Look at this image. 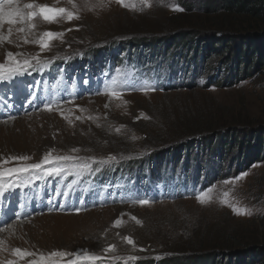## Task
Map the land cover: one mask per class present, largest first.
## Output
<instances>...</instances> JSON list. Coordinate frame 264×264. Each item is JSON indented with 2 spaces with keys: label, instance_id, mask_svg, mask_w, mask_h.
<instances>
[{
  "label": "rangeland",
  "instance_id": "obj_1",
  "mask_svg": "<svg viewBox=\"0 0 264 264\" xmlns=\"http://www.w3.org/2000/svg\"><path fill=\"white\" fill-rule=\"evenodd\" d=\"M25 2L29 0H21V4ZM34 2L71 8L68 0ZM87 2L95 7H86L85 0H75L79 19L52 24L36 20V28L24 33L15 31L18 26H13L9 38L12 42L0 44V62L5 61L9 51L20 53L17 59L21 63L37 54L42 57L39 64L33 60L34 66L23 75L0 81V158L26 155L31 158L28 162L34 163L49 150H53V155L78 157L65 164L67 171L60 176L37 172L0 181L5 188L19 184L0 194V230L21 222L13 232L12 228H7L5 234L0 231L1 239L12 237L6 247L0 244V253H11L14 258L6 257V261L19 262L12 252L17 247L44 253L88 249L105 257L101 264L135 261L129 260L130 256L172 258L169 262L173 264H247L242 262L249 250L264 246V34H255L254 28L252 36L258 41L254 43L252 37L241 39L245 37L244 19L208 13L213 7L210 0H150L151 6L136 0L135 9L123 7L116 0H103L102 6L100 0ZM173 5L182 11H174ZM181 6L189 8L184 11L188 13L190 27L176 26L179 21L184 22L178 19V14L183 13ZM8 27H3L5 35ZM45 31L64 35L52 40L44 51L37 44L25 42L38 39ZM134 33L177 39V47H201L207 59L204 75L215 77L217 84L209 86L205 82L204 88L165 90L167 85L159 87V83H154L155 91L142 92L138 90L140 85L151 83L148 81L154 78L134 67L107 69V53L92 71L84 65H74L86 49ZM68 57L72 66L61 65L58 71L51 70L54 63L61 64ZM172 62L169 57L153 60L146 71L155 70L159 64L168 68ZM166 74L164 71L163 78ZM116 77L115 90L122 93L119 99L105 91ZM180 79L178 73L171 81ZM203 81V77L195 79L197 85ZM46 103L52 104V111L45 109ZM205 123L213 125L216 132H202L189 138L176 135L186 126ZM203 138L225 157H238L237 174L210 182L209 177L204 179L201 158L191 156L186 165H190L188 172L193 174L189 178L178 172L180 166L176 163L173 167L178 174H160L158 179H148L144 186L136 182L144 179L138 176H105L95 180L96 171L113 164L100 163L110 156L167 153ZM74 148L78 151L73 152ZM200 153L204 158L201 147L197 154ZM84 164L88 167H82ZM159 166L165 169L166 165ZM235 166L229 165L231 173ZM224 168L228 169L227 162ZM88 172L93 177H87ZM241 173L247 175L224 183ZM182 181L186 186L184 191H178ZM210 186H216L211 194L213 199L199 203L194 191ZM224 192L231 194L227 197L230 203L251 214H235L228 204L221 203ZM138 198H148L153 203H132ZM76 208L81 210L77 213ZM131 216L139 218L142 224H136ZM117 218L123 221L120 226L113 225ZM125 235L133 237L136 247L121 240ZM108 244L117 245L110 255L102 252Z\"/></svg>",
  "mask_w": 264,
  "mask_h": 264
},
{
  "label": "trees",
  "instance_id": "obj_2",
  "mask_svg": "<svg viewBox=\"0 0 264 264\" xmlns=\"http://www.w3.org/2000/svg\"><path fill=\"white\" fill-rule=\"evenodd\" d=\"M213 7L209 8L208 13H213L217 15H223L231 19H244L242 24L245 30L242 35L244 38L248 39L249 37L253 38V42L258 41L256 36H252V29L257 28V31H254L255 34H264V0H210ZM183 13L178 14V19L183 20L184 22H178L177 27H190V21H188V13H186L183 6ZM186 22V23H185ZM259 30V28H261ZM141 34V33H139ZM254 34V35H255ZM124 37H114L105 44H100L98 47H91L85 50L83 54V59L80 62L84 65L92 66L94 63L98 62L101 59H105L104 54L107 53L109 58H107L108 63L111 66H124L125 68H135L136 70H142L147 76H152L154 78L151 82L159 83V87L167 85L165 90L172 89H182V88H191V87H200L204 88L205 82L210 85H216L215 77L204 75V71L207 70V59L204 54L203 49L200 47H177L179 46L176 43V40H164L152 34H142L134 33L131 36L127 34ZM247 46V44H246ZM113 55V56H112ZM169 57L173 62L171 65L166 68L161 64L155 66V70L147 72V66L149 62L156 61L158 59L164 60ZM77 61H74V63ZM80 66V64H78ZM174 67V68H173ZM215 70V69H214ZM166 71V77L163 78V72ZM218 72V68L215 70ZM181 74V79L178 82L171 81L172 77L176 74ZM198 77H203L204 81L197 85L195 79ZM225 77V76H224ZM223 77V78H224ZM235 81L237 77L234 76ZM212 79L214 82L212 83ZM221 79V78H220ZM224 80V79H223ZM202 126L196 124L191 127H184L179 132L176 133L177 136L188 137L191 135H199L202 132H211L213 134L216 130L213 125L208 123L201 124ZM219 127V125H217ZM214 129V130H213ZM217 134V133H216ZM239 143L240 140H239ZM195 144V147L194 145ZM243 144V143H242ZM230 146V145H229ZM195 149H194V148ZM199 147L204 154L202 158L201 153L197 154ZM210 142L208 139H200L199 142L191 143L188 141L187 144L176 147L174 150L167 153H146L141 157H135L133 155H128L124 157H116L115 160H112V163L109 167L105 168L106 171L110 173H135L144 176H149L151 178L158 177L160 174L156 170H161L159 166L163 161H168L170 164V169H175L173 167L176 163H179L180 169L184 173H189V166L186 168L187 162L190 161V157L201 158V165H203V174L204 179L210 178V182H215L219 179H224L231 177L237 174L239 171L237 168L238 157L233 156L232 159L225 157L220 153V150H213L210 148ZM241 147V144L238 146ZM257 147V144L255 148ZM210 154V155H209ZM208 155V156H207ZM240 157V155H239ZM228 163V169L224 168V163ZM191 164V163H189ZM234 171L231 173L229 165H235ZM240 164V163H238ZM209 169L207 170V166ZM193 166V165H191ZM242 166V165H241ZM155 167V169H154ZM231 173V174H230ZM113 174V175H114ZM190 175H193L192 173ZM215 254V252H213ZM213 254H209L212 256ZM172 258L161 259L150 258V259H136L133 262H122V263H132V264H173L172 261L169 262ZM119 262V261H117ZM247 264H264V246H253L249 250L248 255L245 258V261L242 263Z\"/></svg>",
  "mask_w": 264,
  "mask_h": 264
},
{
  "label": "snow or ice",
  "instance_id": "obj_3",
  "mask_svg": "<svg viewBox=\"0 0 264 264\" xmlns=\"http://www.w3.org/2000/svg\"><path fill=\"white\" fill-rule=\"evenodd\" d=\"M68 3L71 5V8L68 7H56L48 4L36 3L34 0H29V2H25L21 4V0H0V44L7 41L11 43L12 41L9 39L13 32V26H18L15 28V31L24 33L26 31H32L36 28V20H43L46 23H59L61 20L72 21L74 19H79V12L77 9V5L75 0H68ZM116 3L120 4L123 7H129L135 9L136 0H116ZM139 3L144 6H151L150 0H139ZM100 5H103V0H100ZM86 7H95V5L88 4L87 0H85ZM174 11H182L178 7V5H173ZM7 24L9 27L7 28V35L3 32L4 25ZM70 31V30H69ZM33 35H36L33 32ZM64 33L62 32H54V31H45L39 34L38 39H33L32 41H28L25 39L26 43H34L39 45L41 51H44L50 47V42L56 38H62ZM21 55L20 53L7 52L6 59L4 62H0V81L6 79H12L14 76L23 75L28 68L33 67L32 61L34 60L36 64L41 63L42 57L37 54L36 56L31 57V59H25L23 63L17 57ZM11 58V59H9ZM116 80L112 81L111 86H106V94L115 98H122V93L115 90ZM142 92L155 91V85L151 83H142L138 89ZM125 103H127L125 101ZM45 109L48 111L53 110V106L51 103H46L44 105ZM107 107V105H105ZM63 115V113H62ZM141 116L145 119L148 117L144 114ZM141 117H137L140 119ZM124 127V126H121ZM117 132L120 131V128L116 129ZM132 139H136L135 136ZM53 150H49L46 152L40 161L29 163L31 160L29 156L13 155L7 158H0V181H3L6 177H20L23 174L32 173L35 174L37 172L43 173L45 176H60L64 174L67 169L65 164L69 161L77 160L78 157L72 155H53ZM73 152L78 151V149H72ZM115 156H110L107 160L100 161V163H107L109 161L115 160ZM12 162H17L11 167H5L6 164H10ZM82 167L87 168L88 165L84 164ZM247 173H241L239 176L232 177L231 180L224 181L225 184L232 183L233 181H238L242 177L246 176ZM13 187H19L18 183L8 184L7 188L0 183V194L4 191L11 189ZM216 186H210L207 189H201L194 191V195L196 200L201 204H206L210 202L213 197L212 193ZM231 194L229 192H224L222 194L223 198H221L220 202L228 204L235 214H248L251 212L247 209L241 210L237 207L236 204H232L229 202L227 197ZM134 204H139L141 206H146L153 203L152 200L148 198H138L132 201ZM77 213L81 210L80 208L74 209ZM122 216L124 214H121ZM131 219L135 221L136 224L141 225L142 221L135 217L131 216ZM123 221L120 218H117L114 222V226H120ZM11 228V225L8 226ZM119 235V233H118ZM121 240L126 242L128 245L132 247H136L135 240L130 235L121 236ZM3 241H0V244H3ZM116 244H108L107 246L102 248V252L104 254L110 255L116 251ZM12 252L15 256L19 257V259L28 258L27 264H84V262H91V264H95V262L101 260V255H98L88 249H79L73 252H67L62 249H55L50 252L44 253L39 251H28L23 248H14ZM118 258V257H115ZM129 260H136L138 257L130 256ZM0 264H18L17 260H7L0 262Z\"/></svg>",
  "mask_w": 264,
  "mask_h": 264
},
{
  "label": "bare ground",
  "instance_id": "obj_4",
  "mask_svg": "<svg viewBox=\"0 0 264 264\" xmlns=\"http://www.w3.org/2000/svg\"><path fill=\"white\" fill-rule=\"evenodd\" d=\"M110 84H111V83H110ZM6 122H7V121H6ZM6 122H3V123L5 124ZM3 123H1V124H3ZM7 123H8V122H7ZM5 125H6V124H5ZM42 215H43V214H42ZM35 217H36V216H33L32 218L34 219ZM30 220H31V219H30ZM30 220H29V221H30ZM23 222H25V221H22V223H23ZM20 223H21V222H13L12 224H8L7 227H6V229L9 228V227H8L9 225H11L12 232H13V231H14V229H13L14 226H15L16 224H20ZM24 224H25V223H24ZM21 228H22V227H21ZM6 229H3L2 231L0 230V231L3 232V233L5 234V233H6V231H5ZM7 236H8V237H7ZM7 236H6V237H7V240H6V241H5V239H1V237H0V240L4 241L3 244H4L5 247H6V245H8V243L11 242V240H12V237H11V236H9V235H7ZM2 246H3V245H2ZM10 254H11V253H10ZM10 254L7 255L6 252H1V253H0V262L6 261V257H8V258H12V259H13L14 257L11 256ZM27 260H28V258L20 259V262L18 261V264H21V262H23V261H25V263L27 264ZM23 263H24V262H23Z\"/></svg>",
  "mask_w": 264,
  "mask_h": 264
}]
</instances>
